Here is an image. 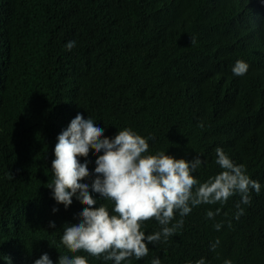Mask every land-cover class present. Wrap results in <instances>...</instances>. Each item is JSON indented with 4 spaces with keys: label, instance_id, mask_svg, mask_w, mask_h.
Segmentation results:
<instances>
[{
    "label": "trees",
    "instance_id": "obj_1",
    "mask_svg": "<svg viewBox=\"0 0 264 264\" xmlns=\"http://www.w3.org/2000/svg\"><path fill=\"white\" fill-rule=\"evenodd\" d=\"M208 1L215 21L192 14L195 41L176 50L177 40L160 32L174 19L186 22L183 16L205 0H75L53 35L42 25L43 15L55 8L51 2L44 7L46 0H0V264H31L45 250L55 260L69 251L60 239L62 225L77 219L73 213L84 205L74 194L67 207L61 201L53 212L56 201L47 184L57 134L78 108L106 125L102 135L128 126L148 139L149 152L200 155L194 174L200 181L220 171L214 162L220 146L261 184L259 193L249 190L247 203L234 193L223 203L193 206L166 241L148 243L146 256L121 264H151L153 257L161 264H194L201 257L204 264H222L226 257L232 264H264V105L250 107L241 103L248 96L229 93L232 80L251 82L249 75H233V63L243 53L264 55V43L248 29L244 46L238 25L264 40V14L255 18L253 0ZM162 6L167 10L156 21ZM107 18L115 21L121 42L110 52L97 46L93 55L88 44L106 37ZM69 40L75 41L71 49L64 46ZM15 48L20 50L12 55ZM88 155L91 169V147ZM209 209L212 217L206 216ZM159 228L154 218L141 224L145 234ZM74 254L85 255L89 264H112L82 250Z\"/></svg>",
    "mask_w": 264,
    "mask_h": 264
},
{
    "label": "clouds",
    "instance_id": "obj_2",
    "mask_svg": "<svg viewBox=\"0 0 264 264\" xmlns=\"http://www.w3.org/2000/svg\"><path fill=\"white\" fill-rule=\"evenodd\" d=\"M127 1L133 4L135 0ZM49 2L55 8L43 15L42 25L48 35H53L66 23L64 8L71 7L75 0H46L44 7ZM253 2L256 18L259 13L264 14V0ZM166 10L162 6L155 11L156 21ZM117 14L119 12L114 15ZM192 14L197 19L215 21L214 5L208 0L193 9V13H186L183 16L187 18L186 22L174 19L169 30L160 33L169 41L177 40L176 50L185 46L190 39L191 42L195 41L190 29ZM111 20L114 21L105 19L109 26L106 37L99 43L88 44L87 50L91 54L96 53L97 46L108 52L113 51L115 42H121ZM247 29L253 38L264 43L260 34L238 25L239 38L246 48L249 42L246 37L248 33H245ZM131 38L136 40V47L138 39L134 32ZM74 45L75 41L69 40L64 46L71 49ZM19 50L13 49L12 55H16ZM231 71L240 78L249 75L252 83L234 79L230 82L229 93L248 96L249 99L241 103L250 107L263 106L264 55L243 53V58L233 63ZM259 115L261 120L264 107ZM104 126L91 114L85 113L84 109L78 108L67 126L57 134L51 161L53 178L47 184L56 201L52 211L57 210L61 201L67 207L74 194L84 206L74 211L73 215L77 219L63 222L60 239L69 251L59 252L58 258L54 260L50 252L45 250L31 264H89L85 255L74 254L81 250L91 256L111 260L112 264H121L122 260L131 256L140 259L147 255L148 243L166 241L175 233L183 223V216L193 206L217 201L223 203L234 193H239L241 202L247 203L250 189L257 193L261 190L260 182L252 179L244 166L235 163L220 146L215 148L214 156L220 171L200 181L194 175L203 162L200 155L188 159L164 150L149 152L148 139L131 127L119 128L109 136L102 135ZM90 147L96 153L91 169L88 166ZM81 156L84 158L81 159ZM85 176L88 179L81 178ZM101 198L107 203H98ZM174 215L179 219L170 224ZM213 215L212 210L206 211L207 217ZM148 218H154L160 228L145 234L141 224ZM55 223V219L49 220L50 225ZM220 226L219 223L214 225L217 229ZM218 243V240L212 243L211 248L214 249ZM151 264H161L160 258L153 257ZM186 264L193 262L188 261ZM194 264H204V258L201 257ZM222 264H232V260L226 257Z\"/></svg>",
    "mask_w": 264,
    "mask_h": 264
}]
</instances>
